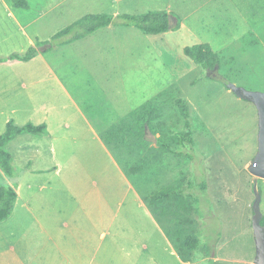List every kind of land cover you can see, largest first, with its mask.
I'll use <instances>...</instances> for the list:
<instances>
[{
  "label": "rangeland",
  "instance_id": "rangeland-1",
  "mask_svg": "<svg viewBox=\"0 0 264 264\" xmlns=\"http://www.w3.org/2000/svg\"><path fill=\"white\" fill-rule=\"evenodd\" d=\"M45 1L28 0L29 11H39ZM71 2L78 3L76 10L55 20L37 12L38 21L32 26L24 23V28L11 15L9 0H0V57L26 52L33 42L50 40L96 10V5L90 7L92 0H69L63 6ZM261 4L263 11L264 0ZM263 18L264 13L262 23ZM123 27L127 30L117 42L101 30L56 45L30 61L0 63V134L11 119L19 125L45 122L50 133L18 136L8 146L14 155V175L9 177L0 168V184L18 181L26 170L39 171L25 177L24 187L37 191L33 206L39 212L43 205L40 216L52 235L45 236L38 224L29 227L28 235L40 232L34 245L46 247L39 257L48 258L49 250V264H153L145 244L154 242L160 264H180L176 254L162 249L161 231L182 226L177 241L193 232L211 246V256L201 248L192 252L190 262L257 264L254 205L260 195L264 220V179H257L250 165L258 153L259 113L253 101L239 97L226 82L264 91V23L253 31L252 44L241 20L218 31L216 40L208 39L214 42L209 44L214 51H222L221 67L210 75L184 52L192 46L190 39L182 36L178 43L162 47L139 28ZM177 97L187 99L190 106L195 144L184 152L193 159L163 151L155 140L160 134L149 132L160 160L130 176L125 170L133 157L108 145L104 131L146 100L161 105L158 121L165 130L182 131L185 118ZM204 180L205 190L199 185L189 189L200 201L191 211L171 202L165 203V210L150 205L152 195L164 188ZM6 223L0 222V227ZM13 242L0 233V264H22L11 251L1 249L12 244L21 248L31 241Z\"/></svg>",
  "mask_w": 264,
  "mask_h": 264
},
{
  "label": "trees",
  "instance_id": "trees-1",
  "mask_svg": "<svg viewBox=\"0 0 264 264\" xmlns=\"http://www.w3.org/2000/svg\"><path fill=\"white\" fill-rule=\"evenodd\" d=\"M10 2L14 8H29L28 0H10ZM172 17L178 20L175 26H172ZM180 23V18L168 10H149L140 13H124L120 15L106 12L91 13L84 15L61 29L50 40H37L26 52H14L8 57H0V63L8 60L20 62L30 61L40 52L46 53L56 45L80 40L110 24L135 26L146 34H159L172 28H179L181 26ZM184 52L205 71H208L209 75L213 71L217 74L216 71H219L221 67V54L214 51L209 44L186 46ZM226 83L228 88H230V82ZM176 103L185 118V128L182 131L170 132L169 130H165L161 121H158L162 114V107L153 100L142 102V104L109 125L104 131L103 136L108 145L129 153L133 157V160L127 163V169L125 170L130 176L152 168L154 163L160 160V155L152 146L154 141L150 138L149 132L154 136L158 133L160 134L155 140L165 152L185 153L184 150L187 148L194 149L195 139L194 131L189 120L190 106L188 100L177 97ZM27 133L35 136L50 134L48 125L45 122L40 124L27 122L19 125L13 119L8 121L5 131L0 134V168L9 177L14 175V155L8 146L18 136ZM185 154L193 159L191 153L187 152ZM16 185L17 182H15V185L10 183L0 184V222L8 220L14 212L18 199ZM187 185L182 184L167 187L154 193L150 198V205L165 210V203L171 202V206L175 204L176 207H179L178 209L186 212L195 209V206L200 201L195 194L189 192V189L199 185V187L205 190L207 183L205 180L200 184L190 181ZM177 210L174 211L176 213L180 212ZM262 223L264 224V220H262ZM175 230H169L168 234L184 260L190 261L193 258L192 252L201 248L211 256V246L203 242L197 234L189 232L183 239L177 241L176 236L179 233H183L184 228L178 226Z\"/></svg>",
  "mask_w": 264,
  "mask_h": 264
},
{
  "label": "crops",
  "instance_id": "crops-1",
  "mask_svg": "<svg viewBox=\"0 0 264 264\" xmlns=\"http://www.w3.org/2000/svg\"><path fill=\"white\" fill-rule=\"evenodd\" d=\"M67 1H45L46 5L39 11H29V5V8L25 9L23 13L22 11H17L16 9L18 8H14L9 0V5H11L9 6V10L11 11V15L13 16V18H16L17 22L20 23V26L25 28L26 25L32 26L38 21L37 16L39 14H37V12L42 14L43 17L46 18V20L48 18H52L53 20H55L60 18L61 15H64L67 12L70 13L71 11L77 9L78 3L75 2L72 6V2L69 4V6H63ZM92 1L93 4L91 3L90 7L96 5V8H94L96 10H94L95 12L91 13L106 12L112 13L114 15H120L124 13H140L149 10H168L170 12L175 13L180 18L181 26L179 28H172L166 32H162L159 34H150L152 36L150 37L151 43L158 44L162 47H170L169 45H171V43H178L179 38H182V36L193 41L192 45L197 43H207L210 45H214V42L208 39L212 37V39L216 40L215 36H218V31L230 28V26L236 23L238 20H241L244 26L248 28L247 38L250 39L249 43L252 44L253 40H251V35L254 34L253 31L255 32V30L258 28L256 27L257 25L261 27L264 23V18L262 19L263 23L260 19L262 13H264V10L262 11L261 0H99V4H97V1L95 0ZM41 4H43V2ZM87 6L89 7V4H87ZM15 11L19 12L23 22H20L19 18L17 19ZM91 13L87 12L85 15ZM24 14L26 15L23 17ZM255 18L257 19L256 22H254ZM177 22L178 20L172 17V26H175ZM24 23L26 25H24ZM101 30H104V32L102 33L103 35L106 30V33L112 36L115 41L117 38L123 36V34H125V30L127 29L123 27V25L121 26L116 24H110L109 26L101 28L82 39H86L94 34H97L98 32H101ZM206 31H208V33H206ZM262 32L264 33V30ZM24 33L27 36L28 40L31 42V36L25 31ZM201 36L207 38L203 39ZM256 38H258V36H256ZM34 44L35 42H33L31 45ZM218 53H222V51ZM164 87L165 84L162 85L161 90L165 89ZM97 137L100 140V136H98V134ZM38 172L39 171L36 169L29 171L26 170L25 173H23L25 176L20 178L18 181H15L17 182L16 189L18 192V199L16 201L15 209L12 216L8 220H6L8 221V223H6L5 226L0 227L1 236L5 240L12 239V243H14L13 241L16 242L20 240L31 241L29 244L26 243L21 248L16 246V244H12L9 248L1 249L2 252H5L7 250L11 251L16 257L15 260L21 262L22 264H24L27 260H29V264H34L33 262H35V264H40L43 262H47L49 264L51 260L49 250L46 251V253L49 254L48 258L42 260L41 257H39L41 251L46 248L45 246L34 245V240L36 238H40V232L37 233L36 231H33L31 234H27L28 231L31 230L29 229V227L32 228L35 227L36 224H38L40 227L43 228L45 236H48L50 238L52 237V235L49 233L50 229L47 225L43 224L42 217L40 216V212L43 208V205L41 204L42 206L39 209V212H37L33 206L36 205L35 196L37 194V191H29L26 188L24 189L25 184H27L25 183V177H27L28 175H37ZM15 182L10 184L15 185ZM43 185L44 184L40 185V188H44L45 185ZM152 216L154 217V215ZM46 220H48V222H51L49 217H47ZM27 222L30 223L29 226L25 224ZM22 229L25 230L22 231ZM161 233L165 238L164 247H162V249L165 250V247H167L166 250H170L174 254H176L175 256L177 257L180 264L196 263L186 261L182 258L177 248L175 247L172 238L169 236L168 232L165 229L162 230ZM102 236H105V232L102 233ZM145 249L148 251L149 254H151V259L154 261L153 264H160V261L156 259V253L158 252L159 247L157 248L156 244L153 242L150 245L145 244Z\"/></svg>",
  "mask_w": 264,
  "mask_h": 264
},
{
  "label": "water",
  "instance_id": "water-1",
  "mask_svg": "<svg viewBox=\"0 0 264 264\" xmlns=\"http://www.w3.org/2000/svg\"><path fill=\"white\" fill-rule=\"evenodd\" d=\"M229 87L239 97L251 100L257 106L259 113L258 153L250 165V171L257 179H264V91H251L232 82L229 83ZM260 203L261 196L258 195L254 205L253 226L258 248L256 263L264 264V225L262 224L263 214Z\"/></svg>",
  "mask_w": 264,
  "mask_h": 264
}]
</instances>
